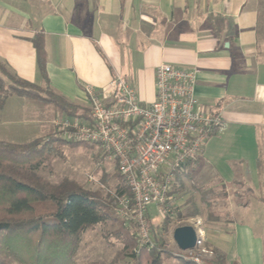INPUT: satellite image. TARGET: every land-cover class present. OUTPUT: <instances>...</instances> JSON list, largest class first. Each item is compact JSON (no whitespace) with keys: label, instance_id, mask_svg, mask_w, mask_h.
I'll list each match as a JSON object with an SVG mask.
<instances>
[{"label":"crops","instance_id":"obj_1","mask_svg":"<svg viewBox=\"0 0 264 264\" xmlns=\"http://www.w3.org/2000/svg\"><path fill=\"white\" fill-rule=\"evenodd\" d=\"M37 37L44 40L47 79L38 67ZM0 62L88 112L87 85L100 90L121 76L150 105L159 66L194 71L199 109L221 116L225 129L177 173L171 204L184 185L194 187L192 175L201 170L211 173L201 187L239 183L255 196L264 189V0H0ZM6 102L0 141L18 144L3 129L13 118L36 126L17 134L34 142L53 134L55 121L66 117L27 98ZM71 118L88 116L80 111ZM258 201L264 203V195ZM233 226L210 231V248L229 263L250 264L253 257L264 264V241L244 221Z\"/></svg>","mask_w":264,"mask_h":264},{"label":"built area","instance_id":"obj_2","mask_svg":"<svg viewBox=\"0 0 264 264\" xmlns=\"http://www.w3.org/2000/svg\"><path fill=\"white\" fill-rule=\"evenodd\" d=\"M195 85L194 71L161 65L156 69V100L144 105L128 82L117 76L100 90L85 87L88 118L62 117L54 123L64 141L99 147L98 166L117 164L132 193L130 198H117L118 215L127 227H137L136 253L152 247L147 221L151 207L163 218L173 215L169 192L176 174L225 129L221 116L199 109ZM199 239L193 250L178 249L189 261L203 264L202 258L210 253Z\"/></svg>","mask_w":264,"mask_h":264},{"label":"trees","instance_id":"obj_3","mask_svg":"<svg viewBox=\"0 0 264 264\" xmlns=\"http://www.w3.org/2000/svg\"><path fill=\"white\" fill-rule=\"evenodd\" d=\"M33 44L37 51L39 71L47 79L44 40L37 37ZM2 76L14 84H7ZM47 88L51 99L42 96L39 86L18 78L0 62V110L8 98L18 96L53 105L67 118L78 116L80 111L88 116V111ZM49 137L26 144L0 141V264H77L83 234L111 218V205L101 194L92 193L73 183L59 186L42 184L36 178L33 173L39 168V164H35L36 159H43L47 153H52L51 144L57 141L45 143ZM59 142L94 147L63 139ZM116 169L119 173L117 164ZM120 177L124 186H118L116 200L119 197H132L125 178L121 174ZM163 219L165 225L173 220L170 217ZM147 221L152 247H145L136 253L137 236L124 231L127 238L118 260L123 262L121 264H164L165 257L171 255L164 249L166 228H151L150 225L154 224L150 215ZM125 226L124 221V230ZM119 239H122L121 236ZM211 255L205 264H237L229 263L227 256L218 250H212ZM181 264L196 263L181 260Z\"/></svg>","mask_w":264,"mask_h":264},{"label":"rangeland","instance_id":"obj_4","mask_svg":"<svg viewBox=\"0 0 264 264\" xmlns=\"http://www.w3.org/2000/svg\"><path fill=\"white\" fill-rule=\"evenodd\" d=\"M29 3L24 4V6L32 5ZM2 78L7 84H14L6 77L2 76ZM39 91H41L42 96L52 98L50 90L46 86L39 87ZM18 119L13 118L11 123L4 126L3 129L9 130L8 132L13 135L9 139H15L14 143L31 142L32 140L18 138L17 134L36 128V126ZM60 139L62 140L56 131L50 135L48 140L45 139V143L52 140L57 141L51 144L53 146L52 153H47L43 159H36L35 164H39V168L35 169L33 173L36 178L41 180L42 184L59 186L73 183L87 191L103 196L105 201L111 205V218L108 222L95 226L83 234L77 255V264H112L115 261L118 262L127 238L124 231L137 234L135 225L126 227L128 224H125L126 229L124 230L122 227L124 220L118 215L119 204L118 199H115V194L120 184L124 186V181L117 172L114 163L98 166L97 156L102 154L99 147L67 144L59 142ZM210 175L211 173L206 170L195 172L191 181L195 188L188 183V185H184V190L179 196L175 198L173 196L171 204L173 215L170 216L173 220L170 224L165 225L164 219L158 215L156 207H151V218H154L152 221L154 225H150L151 228L153 226L166 228L164 231V249L171 255L165 257L164 264H181V260L189 261L188 255L178 249L173 239L175 229L183 226L192 225L203 240V248L210 253L209 256L202 258L203 264L212 257V248L209 245L210 231L213 233L230 232L234 230L233 225L235 223L244 221L246 225L252 228L254 235L264 241V203L258 201L259 195H264V189L258 190L255 196L252 190L239 183L230 186L212 184L201 187L204 184V178ZM177 186L175 185V187ZM173 193L174 191L170 195L172 196ZM128 194L130 193L128 192ZM246 204H251L250 209L245 214H238L239 208ZM120 236L122 239H119ZM129 236L131 235L129 234ZM119 262L118 264L123 263ZM250 264H256L253 257L250 259ZM258 264H262L261 260H258Z\"/></svg>","mask_w":264,"mask_h":264},{"label":"water","instance_id":"obj_5","mask_svg":"<svg viewBox=\"0 0 264 264\" xmlns=\"http://www.w3.org/2000/svg\"><path fill=\"white\" fill-rule=\"evenodd\" d=\"M173 239L181 251L195 249L200 241L197 230L192 225L175 229Z\"/></svg>","mask_w":264,"mask_h":264}]
</instances>
